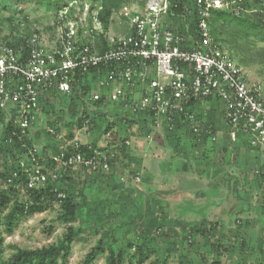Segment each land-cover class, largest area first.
Returning <instances> with one entry per match:
<instances>
[{"label":"built area","instance_id":"obj_1","mask_svg":"<svg viewBox=\"0 0 264 264\" xmlns=\"http://www.w3.org/2000/svg\"><path fill=\"white\" fill-rule=\"evenodd\" d=\"M240 1L194 0L195 11L185 7L183 15L170 12V0H146L140 10L124 6L125 34H110L103 28L98 2H67L55 13L52 45L45 48L37 34L16 50L0 45V111L14 123L13 134L22 139L35 130L44 97H74L76 75L92 76L90 71L97 70L94 88L86 97L90 105L104 99L121 106L129 120L147 118L154 129L172 130L175 119L184 117L197 142L202 137L216 142L217 127L206 120L198 121L196 109H188L192 101L222 103L217 112L230 140L236 142L241 136L250 149L264 153V85L249 83L243 66L212 38L209 28L212 10L234 9L239 13ZM193 14L198 18L196 38L188 24L184 26L187 35L174 25V17ZM201 109L206 114L207 107ZM88 121L84 120L78 131L85 132ZM46 130L55 139H67L53 128ZM67 141L59 148L60 153L28 149L19 162L20 171L11 172L6 185L19 177L18 172L26 176L24 188L29 192L44 188L48 181L58 180L77 166L96 174L111 169L113 153L109 150L94 149L89 156L71 154L68 147H91L75 137Z\"/></svg>","mask_w":264,"mask_h":264},{"label":"rangeland","instance_id":"obj_2","mask_svg":"<svg viewBox=\"0 0 264 264\" xmlns=\"http://www.w3.org/2000/svg\"><path fill=\"white\" fill-rule=\"evenodd\" d=\"M70 1L72 0H0V44L16 43L25 36L37 34L45 48L52 45L56 33V7ZM140 1L142 0H130L124 6L140 10L143 7ZM121 16H123L122 9L112 15L110 34H125L127 23ZM228 32L229 34L222 35L221 45L226 47L235 60L243 66L250 84L264 85V44L253 38L236 37L234 39L230 35L231 30ZM63 98L67 99L57 94L47 99L51 107L45 106L46 114L43 112L40 114L35 123V130L46 127L45 124L42 125L43 121L56 123L60 130L58 133L63 136L72 132L73 136L69 139L75 137L84 144L94 141L96 148H104L116 153L115 162L108 172L86 173L84 168L77 166L56 180L60 182L62 179L60 186L78 205L76 221L73 223L76 235L71 245L69 264H83L87 255L96 248L100 240L103 241L102 247L105 252H96L92 264H108V250L116 254L122 252V264H212L214 260H220L221 264H241L254 258L253 254L257 257L261 244L258 245L257 239L252 238L246 246H242L240 240L237 241V231L240 232V229L225 230L219 226L211 229V225L207 224L194 225V229L179 228L181 226L173 222L176 208L171 202L173 197H171L170 181L165 182L164 186L161 185L160 189H157L158 186L145 189L141 181L130 177L131 174L128 172L130 169L123 166L126 164L119 165L123 162L122 159L127 157L121 154L119 148L120 144L125 143L124 141L129 138L126 136L127 129L133 126L138 137H143L144 132L141 131V127L144 124L134 121L129 124L120 123L118 116L113 115L115 111L111 107L110 113L107 112L106 116H103L98 113L99 111H93L89 100L85 99L82 105L79 103L80 106H77V109H85L88 117L85 120L90 119V122H87L85 132L78 131L76 120L72 119L70 108L68 109L70 105L68 106ZM216 105L220 107L222 103H216ZM110 122L113 125L107 130ZM50 123L48 126L52 127ZM220 124L226 131L227 127L223 121ZM116 128L118 129L115 132ZM47 132L44 129L43 136L40 137L43 144L54 147L55 143H58L57 148H61L69 142L68 139H66L67 142L53 141ZM225 135L218 127V140L220 136L225 137ZM189 138L191 140V136ZM218 140L208 142L215 144ZM128 150L127 148L126 152ZM201 151L198 153L194 151L193 157L195 155V158L206 161L207 156L204 157ZM0 156L9 158V163L7 165L3 163L0 167V171L6 175L14 172L12 163H19L23 158L20 153L12 157L11 152L6 151L1 152ZM224 156L225 154L221 151L214 155L218 160ZM5 182V179L0 180V192L7 186ZM17 196L21 201L27 198L24 184L18 186ZM228 198L230 199L231 196ZM256 203L264 207V196L258 195ZM226 206L228 207V203ZM194 209L196 212H193V215H200L205 211L204 207ZM59 213V203L50 202L42 212L21 217L18 226L12 231L8 230L6 223L2 220L0 230L4 237V257L8 258L11 255L10 245L30 249L56 245L66 232V226L58 220ZM220 213L218 211L215 216H219ZM231 218L234 219L235 215L233 214ZM224 224L226 223H220V225ZM196 230L205 232L197 231L196 233ZM190 241L192 243H189ZM215 246H219L220 250H216ZM249 246L253 252L248 251L249 255H247L245 248ZM140 252L145 254L143 260L139 255ZM253 261L252 259L249 263H254Z\"/></svg>","mask_w":264,"mask_h":264},{"label":"trees","instance_id":"obj_3","mask_svg":"<svg viewBox=\"0 0 264 264\" xmlns=\"http://www.w3.org/2000/svg\"><path fill=\"white\" fill-rule=\"evenodd\" d=\"M93 2H98L101 6V10L99 11V19L103 25V28L105 30H108L111 22V17L114 13L118 12L125 3H128L130 0H92ZM145 3V0L140 1V4L143 6ZM64 6H67V2L63 4H59L56 8L57 10L63 8ZM241 10L239 9L238 12L234 9H216L211 11V18L209 22V28H210V34L212 38L216 42H222L223 40L222 35L229 34V30H231L232 33H230L231 36H233L234 39L237 38H244L249 39L253 38L254 40L258 42H262L264 44V0H241L240 1ZM185 7L189 9H193L195 11L194 6V0H170V12L179 15L186 14ZM126 19L124 18V21ZM197 15L193 14L192 17H174V25L177 28V30L184 34H186L185 25H189L190 32H193V37H197L196 34V23H197ZM193 30V31H192ZM32 35L25 36L21 40H18L16 43H10L6 42V44H0V45H7L10 48L16 50L17 47H20L25 45L26 46V40L29 39ZM100 40H103V37L100 36ZM24 53L22 59L25 58ZM92 76L89 74L84 75L83 77H77L73 82L75 85V88L77 89V92L75 93L74 97H70L69 99H64L65 103L68 104V109L70 108V112L72 115V119L76 120V123L78 127H81L83 125V121L87 117V112L83 110H80V108L77 109V106H80L79 103L82 105L85 101L86 97H88L90 93V89L95 84V75H97V70H91ZM47 97H44L41 100V113L43 112L45 114L46 110L45 106L51 105L47 101ZM47 101V102H46ZM104 99H100L96 101L93 104V107L99 108V109H93V111H99L98 113L106 116V113L103 112V108L106 105H109L110 103H106L105 105ZM198 102L192 101V106L189 110L196 109L197 111V117L198 121L200 120H206L208 122H211L215 127H219L220 122L222 121V118L217 112V105L213 101H209V103H205L202 105L201 103L197 104ZM209 104V105H208ZM105 105V106H104ZM207 107L206 114H202V107ZM48 107V106H47ZM103 107V108H102ZM84 108V107H83ZM105 109V108H104ZM116 116L119 117L118 113H116ZM115 119V118H114ZM187 118L184 119V117L176 118L174 128L172 130L168 128H164V135L166 138L169 139L170 143L177 144V140L180 141V138H182V135L179 131L182 132V130L185 131L189 136H191V142L194 144H204L205 142H208L207 138L202 137L199 142L195 140V136H192V133L189 130V127L186 121ZM141 122L144 128L150 129V124H148L147 118L138 117L134 120L128 119V114L122 113V116L119 118V122L123 124H129L130 122ZM90 122V121H89ZM219 123V124H218ZM54 130L56 132H59V127L56 123H50ZM43 125V122H42ZM112 123L110 122L107 126V130L112 127ZM115 125V124H114ZM146 126V127H145ZM14 123L11 120H6L5 113L0 111V145L2 146L1 152H11L12 157L15 155L24 154L27 152L28 149L36 148L41 153H44L46 150H51L52 153H60L59 148H57L58 143H55L56 146L53 147V145H44L39 138L43 133L44 127L39 128L37 130H34L32 134L23 137L22 139H19L18 134H13L14 132ZM106 130V131H107ZM45 131H47L45 129ZM227 132V131H226ZM71 133V134H70ZM67 135V139L71 138L73 136V133L70 132ZM47 135L51 136L52 140L55 141V137L53 134H50L47 132ZM238 139H244L243 137L239 136ZM11 143H9V141ZM127 140V139H126ZM126 140L124 141L126 143ZM246 142V140L244 139ZM125 143L120 144V151L121 154H128L126 152V149L128 146H125ZM88 145V144H87ZM90 149H88V146H80L79 148L75 149V146L68 147V151L71 154H74L76 152H80L84 154L85 156L92 155L94 152V149H97L98 151H108L104 148H96V143L91 141L90 143ZM51 148V149H50ZM117 149V148H115ZM10 150V151H9ZM46 151V152H47ZM112 151V150H111ZM116 153H113V157L109 159L110 166L115 162V156ZM5 157V159H4ZM11 157V159H12ZM17 160V158H14ZM4 160V162H3ZM7 165L9 163V158L6 156H0V167L1 165ZM12 167L14 170L20 171V165L18 162L12 163ZM85 170V169H83ZM5 171V170H4ZM86 171V170H85ZM69 172V171H68ZM108 172V171H107ZM87 173V171H86ZM19 177L17 179H13L12 183L4 190H1L0 192V225L3 223H6V226L9 231H12L15 227L18 226L19 220L23 216L32 215L34 213H39L45 210L50 202L59 203L60 213L58 214V220L66 226V232L64 234V237L58 241L56 245H50L47 247L42 248H21L17 245H10L11 249V255L8 258L4 257V237L2 234V230H0V264H69V255L71 252V245L74 241L76 230L73 226V223L76 221L77 217V211H78V205L75 203V201L72 199V197L67 194L66 190L64 191L62 187L60 186V182L56 181H48L44 188H40L38 190H29L27 192V198L24 201H21V199L18 198V186L20 184H24L26 182V176L21 175V172H18ZM8 176L4 172L0 171V180H7ZM64 176V175H63ZM66 178V177H65ZM59 184V185H58ZM59 194H63L64 197L60 198L58 197ZM264 208V207H263ZM6 211V212H5ZM5 212V214H4ZM3 220V221H2ZM191 229H194L193 227ZM212 229V227H211ZM204 233V230H196ZM190 234H193L190 232ZM192 241V240H191ZM189 243H192V242ZM103 241L100 240V242L97 244L96 248L87 255V259L83 264H92L94 261L95 253L96 252H102L104 253L105 250L102 247ZM216 250H220L219 246L214 247ZM262 253V259H264V243L263 247L261 248ZM141 260L145 258V254L140 252ZM123 254L122 252L114 253L112 250H108V264H122L123 262ZM256 264H264L263 261L254 262ZM212 264H221L220 260H214ZM241 264H246V262H242Z\"/></svg>","mask_w":264,"mask_h":264},{"label":"crops","instance_id":"obj_4","mask_svg":"<svg viewBox=\"0 0 264 264\" xmlns=\"http://www.w3.org/2000/svg\"><path fill=\"white\" fill-rule=\"evenodd\" d=\"M92 105V109H99ZM110 107L114 108L113 115L118 113V118L122 116L124 110L116 104H109L104 107L105 109L102 107L103 112L110 113ZM220 128L226 135L220 136L215 144L210 142L194 144L185 131H179L182 138L180 141L177 140L175 145L165 137L163 129L150 127L151 131L141 127L144 136L138 137L135 127L132 126L126 132V136L129 137L126 140L129 145L128 154H125L127 157L122 159L123 162L119 165L126 164L123 166L130 169L128 170L130 177L141 181L145 189L157 186V189H160L161 185L164 186L165 182L170 181L173 197L171 202L176 208L173 222L181 226L179 228L191 229L197 224H207L212 228L219 226L225 230L240 229V232L237 231V241L240 240L242 246H246L250 239L256 238L262 248L264 208L262 204H255V201L258 195L264 196V153L250 149L244 139L232 142L226 132L227 129L225 131L219 124ZM201 149L203 156H207L206 161L195 158V155L193 157L194 151L198 153ZM219 151L225 156L218 160L214 155ZM200 207H204V213L193 215L192 213L196 212L194 208ZM218 211L221 213L217 219L215 215ZM233 214L234 219L231 218ZM221 222L226 224L220 225ZM249 247L245 248L246 253L253 250ZM253 257L250 258L251 261L254 260L253 262L264 260L261 249L257 257L254 254ZM250 260L247 262H251Z\"/></svg>","mask_w":264,"mask_h":264},{"label":"clouds","instance_id":"obj_5","mask_svg":"<svg viewBox=\"0 0 264 264\" xmlns=\"http://www.w3.org/2000/svg\"><path fill=\"white\" fill-rule=\"evenodd\" d=\"M145 3H146V0H145ZM145 3H144V5H145ZM144 5H143V6H144ZM123 7H124V5H123ZM121 9H122V8H121ZM121 17H122V18H125L124 16H121ZM125 19H126V18H125ZM111 20H112V17H111ZM125 21L127 22V19H126ZM108 29H109V28H108ZM45 114H46V113H45ZM43 116H44V115H43ZM43 116H42V117H43ZM42 117H41V118H42ZM49 123H50V122H49ZM49 123H45V121H43V124H45L46 127L53 128V127L48 126ZM46 127H45L44 129H46Z\"/></svg>","mask_w":264,"mask_h":264}]
</instances>
